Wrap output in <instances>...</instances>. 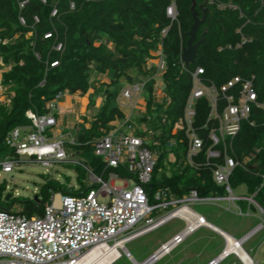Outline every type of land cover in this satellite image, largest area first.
Listing matches in <instances>:
<instances>
[{
	"label": "trees",
	"instance_id": "16d2710c",
	"mask_svg": "<svg viewBox=\"0 0 264 264\" xmlns=\"http://www.w3.org/2000/svg\"><path fill=\"white\" fill-rule=\"evenodd\" d=\"M20 1L0 0V86L5 88V98L0 99V154L7 150L8 156L15 154L6 137L14 128L32 123L28 111L50 113L49 104L59 92L80 93L88 96L89 107L96 105L97 97H101V103L93 117L82 115L69 130L79 142L78 151L101 173L102 162L93 154L90 142L128 116V110L118 102L120 83L146 80V111L133 119L154 130V143L149 146L160 151L152 180L146 186L151 202L152 191L158 185L168 187L176 197L192 188L201 195L224 194V188L214 182L210 167L196 168L184 162L188 139L182 125L192 74L200 67L202 80L217 86L235 76L254 77L259 100H264V0H196L200 16L199 6L206 1L208 7L197 32L199 40L206 30L205 39L195 62L186 68L181 53L193 22L192 0H176L177 20L167 16L171 0H28L23 7ZM55 8L56 14H52ZM47 33L51 36L45 37ZM59 44L61 48L57 49ZM160 46L166 65L163 73L156 76ZM54 62L57 65L51 66ZM103 77L107 80L102 81ZM158 91L163 95L158 97ZM195 109L194 126L201 128L207 123L210 104L200 98ZM198 133L206 138L208 129ZM137 134L146 135V131L137 128ZM233 146L239 159L262 148L255 167L258 174L236 167L231 185L237 188L243 184L248 194H253L263 184L255 198L264 209V108H252ZM206 148L196 162L205 160ZM170 153L176 154L178 161L183 158L184 164L182 171L174 169L168 175ZM61 189L74 193L59 181L52 182L41 190V196L36 195L37 200L28 201L20 211L29 216L41 214L51 190ZM239 203L245 211L247 202ZM121 260L131 263L122 254L113 264Z\"/></svg>",
	"mask_w": 264,
	"mask_h": 264
},
{
	"label": "built area",
	"instance_id": "2783aa9c",
	"mask_svg": "<svg viewBox=\"0 0 264 264\" xmlns=\"http://www.w3.org/2000/svg\"><path fill=\"white\" fill-rule=\"evenodd\" d=\"M27 1L21 0L20 6L23 7ZM70 6L74 8L75 4L71 2ZM228 6L234 7L230 4ZM56 12L55 8L52 14ZM167 16L177 20L176 0H171ZM35 19L38 21L37 17ZM20 20L25 22L23 18ZM50 36L51 33L45 35ZM60 48L59 44L57 49ZM157 54L159 59L155 61L156 76H160L166 65L161 46ZM36 56L40 58L37 53ZM55 65L57 62L51 64ZM183 66L187 67L184 62ZM202 73L203 69L198 67L192 74L193 85L185 108L182 125L188 139L185 162L196 168L210 167L214 182L224 188L223 195H201L197 189L192 188L182 197H176L170 193L168 187H162L152 194L154 202H151V194L146 186L152 180L159 153L150 148L151 140L148 135L137 134V123L133 119L135 109L145 107L141 112L146 111L143 96L146 80L126 83L128 86L122 88L121 96L129 102L119 100V104L128 110V116L90 142L93 154L102 162L101 173H96L84 159L75 157L73 147L78 146L79 142L71 131H67L69 140L54 136L56 127L60 124L54 111L59 108V99L67 95L59 92L49 104L52 109L50 113L40 115L30 110L27 116L32 123L18 126L9 132L6 141L15 150V154L1 163L2 171L11 172L14 167H20L24 162L39 163L47 169L61 163H75L86 171L87 189L79 194L51 190L49 200L38 215L29 216L21 211L0 208V264H74L88 250L99 244L112 247L120 240L131 241L145 235L172 219L182 220L184 228L161 243L147 258V264H156L170 255L196 230L210 224L203 215L189 207L192 203L228 200L226 210L241 216H250V209H254L264 220V209L255 198L263 184L253 194L246 195H236L231 185V177L236 167L258 174L255 167L262 148L257 147L239 159L235 154L233 139L242 122L249 120L252 108H264V100H259L254 77L235 76L217 86L202 80ZM157 94L158 97L163 95L159 91ZM200 98L208 100L210 113L207 123L196 128L195 104ZM206 128L208 135L205 138L198 132ZM48 131L54 135L48 136ZM205 148V160L196 162V158ZM261 176L264 179V171ZM116 181L122 182L123 186H117ZM100 197H107L108 200L100 202ZM242 200L247 202L245 211L238 204ZM170 206L174 209L160 213ZM184 209L186 210L183 211ZM263 228L264 221L240 239L219 230L224 238V248L207 264H221L230 256H234L240 264H260L254 261L242 244ZM224 233L235 240L233 246H229V238Z\"/></svg>",
	"mask_w": 264,
	"mask_h": 264
},
{
	"label": "rangeland",
	"instance_id": "374dc122",
	"mask_svg": "<svg viewBox=\"0 0 264 264\" xmlns=\"http://www.w3.org/2000/svg\"><path fill=\"white\" fill-rule=\"evenodd\" d=\"M101 80L105 81L107 80V78L103 77L101 78ZM120 85L122 88L128 86V84H126L125 82H121ZM4 91L5 88L0 86L1 100H4L5 98ZM120 96L121 92L119 94L118 100L125 103L129 102L127 98H124L122 96L120 98ZM81 98L87 99V95H81ZM79 101L80 103L82 102V100ZM100 103L101 97H97L96 105H93L92 107H89L87 106V103H84L86 104V107H83L81 109L79 105H77V118L79 119L82 114H85L90 118L93 117V115L98 110ZM141 110H145V107H143L142 109H135L133 115L141 116V114H143ZM54 114L58 116L60 115V112L54 111ZM77 123H79L78 120ZM137 128H139V130L146 131V135L149 136V140H151V143H154L153 137L155 132L154 130H152V128H150V126H148V124H137ZM67 131H70L69 126L67 124L65 125V123H60L56 127V130L54 132L55 135L49 131L47 132V135H54L55 137L61 136L62 138L69 140L70 137L67 134ZM147 132L151 133L147 134ZM73 150L76 152L75 157L77 159H84L85 162L96 173H99L95 170V167L89 163L87 158L83 156V154H81L80 152L78 154V149L76 147H73ZM157 152H160L159 149L157 150ZM7 157L8 150L3 151L0 154V193L2 194V197H0V208H10L11 210L20 211L23 209V207L27 204L28 201L35 200L37 194L41 196V190L52 182L58 183L59 181L63 188L74 190L73 192L75 194H79L81 190H85L88 186V178L86 177V171L81 165L75 163H61L57 164L54 168L47 169L39 163L24 162L22 164L21 162L22 165H20V167H14L11 172H3L1 163L5 161ZM168 157V160L170 161V169L168 171V175L172 174L174 172V169L176 172L183 170V158L178 161L176 158V154L174 153H170ZM174 163H177V165H173ZM115 184L117 186H123V183L120 181H116ZM79 187H81V189H78ZM162 187L163 186L160 185L156 186L152 191L153 194L157 191L158 188ZM233 189L236 195L248 194L246 187L243 184L237 188L233 187ZM56 191L65 192L64 189ZM99 200L100 202H106L108 198L100 197ZM239 202L238 204H240ZM228 205V200H221L217 202L208 203H192L189 204V207H191L196 212L202 214L208 221L212 222L220 229H222L223 231H225L236 239H240L244 234L254 228V226L264 221L260 217V214L254 209H250V216H241L236 214L234 211L226 210V207H228ZM172 209H174V207L170 206L166 210H161L160 213L163 214ZM35 215L38 214L35 213ZM183 228L184 222L178 218H175L160 226L159 228L127 242L125 246L138 262H142L146 260L160 246L161 243L173 237L177 232H179ZM200 236L202 235H196L188 238L184 243L179 245L170 255H167L166 257L158 261L156 264H207L211 258L215 257L222 251L225 243L220 235L208 230L203 232L202 237ZM242 246L250 254V256L254 259L255 262L263 264L264 228L258 233L254 234L249 240L244 242ZM120 253H122L121 250ZM116 264H132V262L126 263V261L121 260ZM221 264H240V262L234 256H230Z\"/></svg>",
	"mask_w": 264,
	"mask_h": 264
},
{
	"label": "water",
	"instance_id": "95a60500",
	"mask_svg": "<svg viewBox=\"0 0 264 264\" xmlns=\"http://www.w3.org/2000/svg\"><path fill=\"white\" fill-rule=\"evenodd\" d=\"M199 9L202 11L201 16L199 15V10L196 8V0H192L191 10H192V14H193V22L191 25V29L187 32V36H188L187 44L183 48L182 54H181V59L186 64L187 67H189L192 63L195 62V59L198 55L199 46L205 39L206 30L203 31V33L201 34V38L199 40H197V32H198L201 24L206 19V15L208 12V7L206 6V1L199 6ZM35 200H37V197H35ZM213 229H215L216 231L219 230L216 227ZM121 251H122L121 255L124 254L127 258H129V260L132 262V264H135V263L147 264V259L142 261V262H138L134 258L132 253L127 249L126 246H125V248L121 249Z\"/></svg>",
	"mask_w": 264,
	"mask_h": 264
},
{
	"label": "bare ground",
	"instance_id": "6f19581e",
	"mask_svg": "<svg viewBox=\"0 0 264 264\" xmlns=\"http://www.w3.org/2000/svg\"><path fill=\"white\" fill-rule=\"evenodd\" d=\"M185 210L186 209H184L183 211ZM176 214L179 213L177 212ZM197 217L199 218V216ZM207 225L210 226L211 228H215L210 224ZM224 234L227 235L226 233ZM227 237L229 238V243H230L229 246H233L235 240L232 239L229 235H227ZM128 241H129L128 239L120 240L115 244V246L112 247H106L105 244H99L94 248L88 250L84 254V256L74 264H112L121 256L120 250L125 248V244ZM135 264H139V263H135Z\"/></svg>",
	"mask_w": 264,
	"mask_h": 264
},
{
	"label": "crops",
	"instance_id": "0c3cea01",
	"mask_svg": "<svg viewBox=\"0 0 264 264\" xmlns=\"http://www.w3.org/2000/svg\"><path fill=\"white\" fill-rule=\"evenodd\" d=\"M0 78H1V73H0ZM4 93H5V91H4ZM77 94H80V93H77ZM77 94H75V95H66L64 97V99L62 98V100L60 101L59 108H58V112H60V115H59L60 123H65V125L67 124L69 127H72L74 124H76L77 123V120L80 121L79 119L81 118L82 115H84V114H82L79 119L77 118V114H78L76 112L77 105H79V107L82 109L83 107L84 108L86 107V104H84V103H87V106H88V102H89L88 96H87V99H84V98H81V95H77ZM79 100H82V102L80 103ZM66 114L68 115V117H67ZM205 220L208 221L206 218H205ZM208 222L210 224H212L214 227H216L219 230L223 231L222 229H220L218 226H216L212 222H210V221H208ZM206 230L211 231V232H214L216 234H219L213 228H211L209 226L203 225L201 228H199L198 230H196V232H194L188 238L193 237V236H196V235H202L203 236V232L206 231ZM202 236H200V237H202Z\"/></svg>",
	"mask_w": 264,
	"mask_h": 264
},
{
	"label": "clouds",
	"instance_id": "9594fccd",
	"mask_svg": "<svg viewBox=\"0 0 264 264\" xmlns=\"http://www.w3.org/2000/svg\"><path fill=\"white\" fill-rule=\"evenodd\" d=\"M122 90V89H121ZM118 102H119V100H118ZM200 214V213H199ZM210 227V226H209ZM215 230V229H214ZM216 232H218L219 233V231H216ZM224 248V247H223ZM121 257V256H120Z\"/></svg>",
	"mask_w": 264,
	"mask_h": 264
}]
</instances>
